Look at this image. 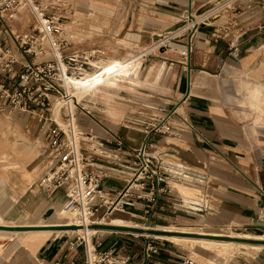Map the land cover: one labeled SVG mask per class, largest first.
I'll list each match as a JSON object with an SVG mask.
<instances>
[{"label": "crops", "instance_id": "1", "mask_svg": "<svg viewBox=\"0 0 264 264\" xmlns=\"http://www.w3.org/2000/svg\"><path fill=\"white\" fill-rule=\"evenodd\" d=\"M216 1L191 0V12ZM122 2L130 5L127 18L132 15L133 30L137 26L151 31L164 29L170 21L183 18L189 6V0ZM235 2L224 14H210L213 16L210 21L200 23L187 33L172 59L163 47L158 53H143L140 65L146 61L154 64L147 70L151 76L141 77V86L130 81L135 69H129V65L134 58L116 57L110 61L121 67L83 97L106 93L104 89L117 88L120 82L133 85L127 91L113 93L115 105H111L110 112L114 120L107 118L108 124L94 114L99 102H91L88 107L81 104L77 115L80 128L96 137L93 142H84L83 147L111 157L120 156L123 160L117 167L104 164L110 173L103 179L102 187L111 194L125 185L124 174L132 161V153L118 152L114 143L99 148V141L119 137L126 149H134L142 143L144 125L152 119H164L181 133L180 137H151L156 143L152 152L155 163L168 175L171 190L160 197L154 215L149 216V224L143 216L144 202L124 212H114L104 218L103 224L92 225L90 238L101 242L98 250H113L120 258L129 255L133 264H181L187 255L167 237L186 238L181 234L190 232L172 228L206 226L246 232L251 239H264V126L253 125L247 116L256 113L237 106L242 98L239 85H257L252 88L253 94L264 88V29L261 28L264 0ZM138 4L144 5V10ZM22 31L25 30L17 32ZM173 31L167 30L166 36H171ZM130 51L137 52L133 48ZM253 105L264 114L262 107ZM173 110L176 113H171ZM0 121L4 127L13 128L17 135L27 137L14 144L34 148L27 166L32 177L41 172L46 142L38 129V121L12 111L0 114ZM8 145L7 141L0 140V154L7 151ZM12 165L3 164L0 169V215L6 223L36 225L38 222L24 217L29 212L35 215L40 209H44L41 219H52L49 224H67L63 222L65 216L71 222L72 211L65 207L63 189L47 193L29 188L28 192L27 187L22 194H16L7 179L8 171L14 168ZM15 194L17 199H13ZM5 203L13 209V216L7 215L8 211L2 207ZM62 210L64 213L57 217L55 213ZM101 215L102 211L97 218ZM115 219L125 223L113 224ZM72 232L67 229L51 230L50 234L15 232L21 235L24 248L14 253L13 264H49L55 260L67 264L72 259L82 262L83 246H69L78 234ZM3 236L11 235L0 234ZM149 241L158 245L159 252L144 260ZM258 252L256 264H264V249Z\"/></svg>", "mask_w": 264, "mask_h": 264}, {"label": "built area", "instance_id": "2", "mask_svg": "<svg viewBox=\"0 0 264 264\" xmlns=\"http://www.w3.org/2000/svg\"><path fill=\"white\" fill-rule=\"evenodd\" d=\"M24 11L33 15V21L27 30L17 32L13 25ZM69 11L67 3L0 0V107L38 121L46 152L44 171L32 190L52 193L63 189L65 207L72 211L73 221L67 224H80L82 212L87 215V226L103 224L105 217L124 212L140 202H144L143 216L149 224V216L154 215L160 197L171 190L168 175L155 163L152 152L156 143L151 137H180L181 133L164 119H152L144 125V139L134 149H126L119 137L99 141V148L114 143L118 152L132 153V161L124 174L125 185L112 194L103 189L102 181L110 173L104 164L117 167L123 160L120 156L111 157L83 147L84 142H93L96 137L81 131L77 120L81 104L71 92V80L83 79L99 69L101 60L95 59L104 52L70 49V42L63 34V14ZM58 103L62 123L54 116ZM100 211L102 215L97 218ZM91 239L76 234L70 240V247L83 246V259L82 262L72 259L67 264H133L129 255L120 258L113 250H98L101 242ZM158 252L156 243L147 242L144 260ZM49 264L62 263L55 260ZM181 264L198 263L185 256Z\"/></svg>", "mask_w": 264, "mask_h": 264}, {"label": "rangeland", "instance_id": "3", "mask_svg": "<svg viewBox=\"0 0 264 264\" xmlns=\"http://www.w3.org/2000/svg\"><path fill=\"white\" fill-rule=\"evenodd\" d=\"M45 2H50L54 4L60 3H67L68 13H64L63 15V23L68 24L67 29L63 28L64 37L70 42L71 50H87V49H98L104 52L102 56L96 58L95 60L99 61V65L105 63L106 61L112 58H125V59H133L132 63L129 65V69H135L134 74L131 75L130 81L133 82L135 86H141V77L151 76V73H148L147 70L154 64H151L149 61H146L140 65L143 61L142 54L149 55V53H158L161 50V47L166 48L168 52V57L172 59L175 53L179 50L178 44L181 43V40L186 37L187 33H190L195 26L199 25L202 22H207L211 20V17L208 13H223L230 9L231 7L235 6L236 0L231 2L228 6H220L222 2L225 0H218L213 4H210L199 11H192L191 15L196 17H201L199 22L195 24L194 27H186L184 30L179 32L178 34H173L174 32L178 31L179 29L184 28L186 25L191 22V17L189 12L183 18H176L170 23L166 24L164 29L160 30H153L150 29H141L137 26V30H133L131 21L132 15L127 18L128 13L130 12V5L122 2V0H40ZM225 3V2H224ZM222 3V4H224ZM221 4V5H222ZM140 10H144V5L138 4L137 5ZM130 9V10H129ZM211 13V14H212ZM215 14V15H216ZM214 15V16H215ZM208 18V19H206ZM33 21V15L29 12L24 11L23 14L21 13L20 16L17 18V21L14 22L13 28L14 30L21 31L27 30L29 28L30 22ZM139 22H143V20H139ZM75 27V28H74ZM175 30L173 31L172 35L167 37V30ZM69 30V32H68ZM141 31V33H140ZM135 49L137 52L133 53L130 49ZM133 53V54H132ZM93 60V62H96ZM145 74V75H144ZM257 85L255 84H244L239 85L238 92L242 91V98L239 102H237V106L241 107L242 109H249L255 115L247 116V119L253 121V125L264 126V114L260 112L256 106L253 104L256 103L260 107L264 109V88L259 90L256 94H253L252 88ZM133 85L120 82L117 88H107L104 89L106 93H98L96 95H89L80 101V104L86 105L87 107L89 104L100 103L98 106L95 105V112L94 114L97 118L103 121L105 124H108L107 118H114L110 112L111 105H115V100L113 93L117 92L116 90L127 91ZM76 96V95H75ZM244 96V97H243ZM247 96V97H246ZM77 97V96H76ZM92 102V103H91ZM254 102V103H253ZM81 108V105L79 106ZM79 108V109H80ZM90 109V108H89ZM9 112L8 109L0 107V114H5ZM81 131L85 132V129L81 128ZM22 141L26 140V136L23 134L17 135V132L13 130V128L4 125L0 121V140L7 141L9 144L6 150L10 151L12 145L15 142H19V139ZM10 146V147H9ZM28 146V145H27ZM33 148V147H31ZM10 149V150H9ZM3 150V149H2ZM34 150V148H33ZM1 151V149H0ZM13 155V153H12ZM7 159L3 162H0V169L1 165L3 164H13L12 161ZM11 162V163H10ZM15 164V163H14ZM13 164V165H14ZM13 169L9 170L7 173L8 181L11 186L14 188L16 194H22L26 188L28 187V192H30L29 188H32L31 184L37 179V177L43 172L44 170V162L42 165L41 172L38 171L33 177L30 174V168L26 165V168L15 167L19 164H15ZM9 167V166H8ZM23 171H19L22 170ZM1 171V170H0ZM20 173L23 172L27 176H23V183L25 184L26 181L28 182V186L21 185L12 178V174L14 172ZM27 180H26V179ZM16 182V183H15ZM22 182V181H21ZM13 195V199H17V195ZM11 208V207H10ZM13 209L11 208V211ZM9 212V211H8ZM44 209H40L36 212L35 215L33 213H28L25 215L26 218L28 215L32 214V217L29 218L31 222H42L47 223L52 221V219L45 217V219H41V215L43 214ZM50 216V213L47 214ZM67 215V214H65ZM40 217V219H39ZM60 219L59 221H61ZM109 220V218L107 219ZM73 221V220H71ZM63 222L70 223L68 217L64 218ZM92 228V226H89ZM78 229V228H77ZM76 229V230H77ZM178 231H186V232H202L203 234H221L223 233L225 237H251L250 234L246 232H236L234 230H226V229H211L206 226H192L186 228H172ZM80 231V229H78ZM81 232V231H80ZM206 232V233H205ZM210 232V233H209ZM74 233L73 235H75ZM80 235H84L78 233ZM177 234V233H175ZM247 234V235H243ZM183 236H188L186 238L178 239L176 236H172L170 241L177 243L180 247H182L183 252L185 255L192 257L197 261L198 264H256L259 263L258 260V250L264 249L262 244H264V239H256L257 241L254 243H245V242H237V241H228L229 243L226 244H210L209 243H196L187 234H181ZM170 237V236H169ZM260 238V237H255ZM21 235L20 234H13L11 236H4L0 237V264H13L14 253L17 249H23L24 244L21 242ZM178 239V240H176ZM251 239V238H249ZM257 243V244H255ZM223 245V246H221Z\"/></svg>", "mask_w": 264, "mask_h": 264}, {"label": "bare ground", "instance_id": "4", "mask_svg": "<svg viewBox=\"0 0 264 264\" xmlns=\"http://www.w3.org/2000/svg\"><path fill=\"white\" fill-rule=\"evenodd\" d=\"M225 1H224L225 3L222 2L224 4L221 3L222 5L220 4V6L218 8H220L222 6H227L228 3H230L232 0H225ZM211 13L212 12H209L208 15L210 16ZM221 14H223V13H220L219 16ZM208 15H206V16H208ZM206 16H204V17H206ZM203 18L196 17V16H193L192 15L191 16V22H189L188 25H186L182 29H179L178 31L174 32L173 34H178L182 30H184L186 27H194L195 24L197 22H199ZM67 27H68V24H65L64 25V28L67 29ZM68 32H69V30H68ZM123 64H124L123 66L126 65V63H123ZM120 67H121V64H119V63H113L110 60L106 61L105 63H103V64L100 65V68L99 69H96L93 72H90L83 79H72L71 80L72 81V84H71V92L74 95H76L79 100H81L91 89L100 86L109 76H111V74H114L116 72V70L118 68H120ZM256 108H258V107L256 106ZM258 110L261 111V109H259V108H258ZM54 116L56 117V119L59 122L62 123L63 114H62V112L60 110V103H58L56 105V108L54 110ZM33 152H34V150L30 146H27V145L24 146L22 144H13L10 151L7 150L5 153L0 154V162H3L4 160L6 161L8 159L9 161H12L13 164L14 163L15 164H19L18 166H16L14 164L15 167H20V168L25 167L26 168V165L25 164H27V162L29 160V156ZM12 153H13V155H12ZM19 171H23V169L22 170H19ZM11 174H12V178L14 179V181H16L17 184L19 183L21 185V187L23 185H25V184H26L25 186H28V182L27 181H26L25 184L23 183V176H27V175H25V173H23V172L17 173L15 171L14 173H11ZM2 207H4L6 209V211H9L7 215L10 214L11 216H13L15 214L13 210L11 211V208H10V206H9L8 203H5V205L2 206ZM62 213H64V210H62L61 212H56L55 215L57 217H60L62 215ZM82 215H83V218L79 222L80 224H78L79 226L77 228L80 229V231L82 232V234H85V236L87 238H90V235L93 233V228L87 226V222H88L87 215L85 213H83V212H82ZM30 217H32V214L28 215L25 218V220L28 219V218H30ZM112 222H113V224H117V225H120V224L125 223V222H122L119 219H115ZM109 223H111V220H110ZM0 225H15L16 226V225H21V224H8V223H6L3 220V218L0 215ZM25 225H28V224H25ZM36 225H52V224H49V223H44V224L37 223ZM78 229L75 230L74 232H72L71 230H69V231H71L72 233H81ZM51 230H56V229L24 230V231H8V230H2V229H0V234H2V235H13L15 232H19V233L23 234V233H25L27 231H35V233H39V234H50L51 233ZM192 233H200V234H203L202 232H199V231L198 232H192ZM211 235H224V234L221 233V234H211ZM190 237H192L190 239H192L196 243H201V244L202 243H209V245L210 244L211 245L212 244H226L227 245L229 242L228 241H225V240H230V239H213V238L193 237V236H190ZM167 238L170 239L171 237H167ZM176 240H178V239H176ZM230 241H232V240H230ZM245 243H249V242H245ZM221 246H223V245H221Z\"/></svg>", "mask_w": 264, "mask_h": 264}, {"label": "water", "instance_id": "5", "mask_svg": "<svg viewBox=\"0 0 264 264\" xmlns=\"http://www.w3.org/2000/svg\"><path fill=\"white\" fill-rule=\"evenodd\" d=\"M191 0H189L188 12L190 17L191 15ZM79 225L72 224H52V225H0V229L8 231H24V230H41V229H77ZM190 236L193 237H204V238H213V239H230L237 242H249L254 243L256 239H249L246 237H225L223 235H211V234H200V233H190Z\"/></svg>", "mask_w": 264, "mask_h": 264}]
</instances>
